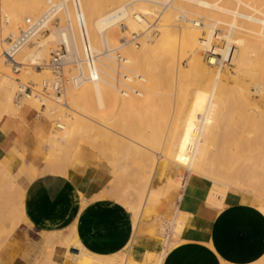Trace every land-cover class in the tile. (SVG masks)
Instances as JSON below:
<instances>
[{
    "label": "bare ground",
    "instance_id": "1",
    "mask_svg": "<svg viewBox=\"0 0 264 264\" xmlns=\"http://www.w3.org/2000/svg\"><path fill=\"white\" fill-rule=\"evenodd\" d=\"M54 1L56 0H27L25 2L19 1L17 3H14L11 0H5L2 2V4H0V20L3 22V24H5L3 25V27L6 26L7 29H10V25L12 22L20 25H25L28 23L31 24L38 18L50 12L52 7L55 8L54 12L58 13L57 17L62 12L66 18V24L64 26H60L56 30L53 29L54 27L48 26L49 24L47 25V27L51 31V35H49L47 42H34L36 46L33 47V49L27 48L28 46L26 48H23L14 59L15 62L19 64L20 70L23 69V67L21 66L23 64L18 61L19 54H22L25 60H30L33 64H37L41 61V56L45 51L47 44L50 42L55 43L57 41L66 47V50L68 52L67 63L71 60H74L78 63V74L73 76L70 80L74 85L73 87H70V90L66 91L67 95L69 96L67 106L71 108V110L73 109L76 113L69 114L67 112L68 114L66 115V117L68 116V119L64 121L66 122L65 124L61 123L62 135L60 134L58 135V137L61 136L59 138L64 139V141L66 142V139H69L70 137L72 138L75 135V137H77L78 133H81V131H83L82 133L84 134L80 135L84 136L87 133L84 132V130H87L89 127H93L97 128V130L102 133L103 136L101 138L103 139L105 144H112L115 148L118 146H116L115 144L119 143L123 145L124 149H126L127 152L140 151L141 154V146L144 144H140L135 140L137 139V136L135 137V139H133V137L128 138L127 141L122 139L119 140L117 137L111 134L112 129L107 126L108 124H105L108 121H105L104 118L102 119V121L100 119H97V117H106L107 115H113L116 111H118L119 115L123 114L122 117H125L126 114V116L130 118L131 115L140 113L142 111H148L151 107H154L155 103L160 99L158 90L161 88L159 87V84L161 83L162 79L168 75L167 73L166 75L164 74V72H162L164 70L172 74H169V76H172L173 79L176 75L178 80V87H180V82H185L184 78L182 79V77L183 75H187V72H184L180 65H178V67L176 66V57H174L176 54L172 55L171 60H169V62L171 61L172 63L170 64L173 69L170 67L168 69L166 67L168 63L165 66V63L162 62L161 59L159 62H162V64H160L162 66L164 65L167 69L162 68V71H160L161 68H159V70L156 68L157 64L155 66H153L152 64L154 58H150L151 64L147 63V61H145L144 59L146 57V53L149 52L148 50L145 51V49H147L149 45H146L145 42L142 43L143 48L139 51L136 50L135 45H133L137 41L136 39H139L138 37H140L142 34H150V31H152V27L154 26L150 23V20L158 19L159 21L157 20L158 23L155 25V28L160 29L164 34L170 33V35L172 36H179L182 41L187 42L186 48L184 45L185 42H181V44L184 45L183 48L185 49L184 54L180 56V59H182V57L189 58L190 61L188 65L195 72V74L191 69L190 71L193 73L194 77L195 75L199 76V84H196L197 88L192 91L191 99H181V102L184 101L183 109L180 111V113L178 112L179 115L170 124L166 133L163 135L160 134L161 132H159V134L155 133V135L153 134L154 137H152L151 135L148 136L146 138V141L149 142V144L154 143L151 144L153 145L152 147L157 145L159 146L158 149L162 147L165 150L166 154H164L163 152L161 157L163 159V155H166L165 162L168 163L171 167L184 169L187 166L193 172L201 174V177L209 179L212 183L213 192V194L209 195V200L212 199L210 203L215 206L222 207L223 200L224 198H226L225 194L227 190L230 187L236 185H233V182L223 179L222 177L224 176L215 177L216 175H214V178L207 177L209 175L205 174L208 167H210L209 165H211V163H215L214 161H216L215 159H217V154L213 152V145L216 146V144L218 143V146L220 143V139L219 142H215V140H218V137H222L221 141H223V136L228 132V134H235L232 133L234 130H232V132L229 131L231 130L230 127L232 126L233 129L239 130V136H242L241 141L243 142L249 139L251 135L255 136L253 130L257 131L258 133H264V110L259 109V106L256 107V105L254 108L250 106V104H253L252 100L254 96V94H252V91H250L251 88L253 89V91H255V93L260 92L262 96L264 95V0H149L153 2L149 5L140 2V0H73V5H78V8L80 9L84 17L88 46L95 57L94 67L88 66L85 63L84 39L78 27L77 11L75 5L73 9L69 4L70 0H60L59 2ZM171 1L179 6L176 9L179 11V13L175 16L171 15L173 17H167L166 13H164L165 11L162 10H166L167 8L164 9V6H166ZM43 7H47V9H44L45 11L40 16H38ZM173 7L176 6L173 5ZM59 20L61 21L60 17H58V21ZM23 28L24 27H19V31ZM121 33H123L128 40L124 39L123 42L118 43V40L121 39ZM148 35L147 37H150ZM8 36L15 38L16 36H18V34L12 33ZM142 38L145 39L146 37L142 36ZM163 38L164 37H162V39ZM133 39L134 41L132 42ZM165 39L163 40L165 41ZM146 40L147 39H145V41ZM1 41L0 52L2 51L1 47L3 46H1ZM176 42H178V40ZM159 44L161 43L159 42ZM165 47L166 46H164V48ZM158 48L162 49L163 47L160 46ZM143 51H145L146 53L144 52L143 54ZM202 51H204L205 55L207 56L206 62L201 60L200 53ZM121 52H124L127 56H123ZM118 53H120L125 60V63L121 66V69L120 63L117 58ZM160 53L161 52H159L158 54ZM0 57V65H2L3 67L2 54L0 55ZM255 58L258 59L257 62L254 60ZM156 60L157 58L155 59V61ZM12 62V60H9V64L6 63V66H11ZM160 64H158V67L161 66ZM230 65L234 66L232 72H230L228 69ZM30 70L31 68L26 69L25 73L30 75ZM119 71H122V73L124 74L125 72H128L133 75L131 76L125 74L126 76H128L129 82H135L139 80V82H141L139 83L141 87H143L142 85L145 82L146 84L143 87L144 93L142 94L139 90H134V88L132 87H130L131 92H133L135 95H129L128 92H122L120 87L116 85V82L119 81L117 77ZM31 73H33V71H31ZM141 73H143L144 76H141ZM134 77H137L138 79H134ZM174 80H172V83L174 82ZM119 82L120 84L128 86L125 82ZM243 83H250V85L253 84V86H247L248 88L244 85V88L246 87L247 91L246 89L245 92L243 91L245 93L243 99L244 101H241L244 102V104L246 103V105H249L251 108L249 111L238 110L236 113H234L233 108L236 107L235 103L237 102H234V98L236 97L237 93H240V88L242 87ZM15 85L16 84L14 83V81H12V79H7V81H5L0 86L2 94L3 92H5V97H9L8 100L11 106L14 104L12 102V98L14 97L13 94L16 92V88H18ZM203 86H205L206 88ZM20 87L21 85H19V88ZM180 89H185L184 85L183 87L181 86ZM28 98L30 99L32 97ZM6 99L3 100L5 101ZM239 99L241 100L242 97ZM17 105L19 106V104ZM11 106H7V108L9 107L10 110H13L14 106H12V108ZM68 107L65 108L68 109ZM86 109L94 112L92 115H96L97 117L95 118L87 115L85 113L88 112L85 111ZM50 112L54 115L56 113V109L53 108L50 110ZM91 112L88 114H91ZM233 113L238 114V116L233 117ZM45 116L48 115L45 114ZM93 123L99 127H96V125H92ZM248 126H250L251 129H248ZM100 127L101 129H99ZM227 127H229V130L225 129L228 132L224 133L223 129ZM105 129H107V131ZM257 132L255 133L258 135ZM156 135H160L161 137L158 138L156 137ZM55 136L57 137V135ZM96 137L98 138L99 136ZM91 139H93L94 141V138L91 137ZM230 145L232 146L231 143ZM147 147L151 146L147 145ZM217 148L214 149L215 152ZM124 149L122 151H126ZM116 151L119 153L117 149ZM127 154L128 153H126V155L124 156L126 157L129 155ZM230 154H227L225 156L227 157ZM71 158L72 157H69L70 160ZM63 160L65 162L68 161L65 160V158H63ZM127 160L125 161L127 162V165H129ZM243 174L245 177L243 176V178H240L241 185H245L246 188H255V191L256 186H258L257 188L262 190L264 186V160L260 164L251 163L244 170ZM150 182L151 178L149 179V181H147V185H149ZM237 183L239 184V182H236V184ZM147 185H145V187ZM240 187L242 186H237V188ZM246 191L249 190L246 189ZM252 193L256 194L255 192ZM256 195L259 196V198L261 197L264 199V195H261L259 193H257ZM141 206L142 207L139 209L140 211L141 209H143L142 203ZM137 209L135 207V210ZM260 209L264 211V205H261ZM131 211L133 212V209ZM2 213H4V211H2V207L0 204V221L3 219V217L5 218V216H2ZM11 214H13V212ZM14 215L15 214H13L11 218L14 217ZM6 218H8V216ZM137 218L139 217L137 216ZM135 224L137 225L138 223ZM177 224L179 226L178 230L181 231L182 228H184L183 224L179 221L177 222ZM73 236L74 235L72 234V236L68 238V241L72 240L76 244V239ZM190 249L192 250V247H190ZM190 249H187V251ZM184 253L186 254L187 252ZM147 254L148 257L146 258V256L144 255V259L150 260L155 255L152 253ZM190 254L188 256H190ZM181 258H183V256ZM176 259V262H178V258ZM73 260L75 262H80L81 264H113L112 262L107 260H98L84 250H81L79 254H73ZM209 261L210 260H208V262ZM179 262L177 264H179ZM190 262L192 263H188L187 261V264H193V261H191V259ZM263 262L264 256L257 263L263 264ZM136 263L141 264L138 260H136ZM202 264L206 263L203 262Z\"/></svg>",
    "mask_w": 264,
    "mask_h": 264
},
{
    "label": "crops",
    "instance_id": "2",
    "mask_svg": "<svg viewBox=\"0 0 264 264\" xmlns=\"http://www.w3.org/2000/svg\"><path fill=\"white\" fill-rule=\"evenodd\" d=\"M43 125L44 121L29 109L17 116H4L0 120V159L18 154L25 157L27 166L20 174L29 182L15 230L28 224L39 236L37 249L65 243L67 248L56 249L58 264H81L73 260V254L81 250L112 263L113 257L125 250L140 263L147 253L165 251L162 264H177L179 260V264L192 263L190 259L193 264H256L264 256L263 198L230 187L222 207L212 206L208 204L212 189L209 179L159 162L137 226L133 212L120 200L122 193L113 168L105 161H94L92 153L83 147L80 155L72 156L66 171L50 167L48 159L44 170L37 172L44 156ZM179 215L185 220L182 235L166 250L161 226L173 223ZM72 234L76 244L68 241ZM25 248V234H16L0 252V264H32L34 256L28 251L26 254Z\"/></svg>",
    "mask_w": 264,
    "mask_h": 264
},
{
    "label": "rangeland",
    "instance_id": "3",
    "mask_svg": "<svg viewBox=\"0 0 264 264\" xmlns=\"http://www.w3.org/2000/svg\"><path fill=\"white\" fill-rule=\"evenodd\" d=\"M3 1H5V0H0V4H2ZM11 1H13L14 3H17L19 1L20 2L24 1L25 2L27 0H11ZM59 1L60 0H56L54 2H59ZM140 2L146 3V5H149V4L153 3V2H151L149 0H140ZM69 4L74 9L73 0H70ZM172 4L174 6H176V7H173ZM167 5L164 6L165 7L164 9H166V8L167 9L166 10H162V11H165L164 13H166L167 17H173L171 15H174V16L178 15L179 11L176 10V9L179 6L177 4H174V2L171 1ZM170 5H172V6H170ZM47 7H43L38 16H40L47 9ZM171 8H173V9H171ZM58 17H60L61 21L59 20L58 24L54 26V28H53L54 30H56L60 26H64L66 24V18H65L64 14L62 12H61V14L58 15ZM157 20L158 19L150 20L151 21L150 23L154 25L153 26L154 28L152 27V31H150V34L149 35L147 34L150 37H147V35H145L146 33L142 34L140 37H138L139 39H136L137 41L133 45H135V48L138 51L143 48L142 47V43L145 42L146 45H149V47H147V49H145V51L148 50L149 52L146 53L145 51H143V54H144V52L146 53V57L144 59H145V61H147V63H150L151 59L154 58L153 60L155 61V59L157 58V60L155 62L152 61V64H153V66H155L157 64L156 68L158 70H159V68H161L160 71H162V68H166V67L168 69H169V67L173 69V67H171L172 63H171V61L169 62V60H171L172 55L176 54L174 56V57H176L175 58L176 59V66L178 67V65H180L181 68L184 70V72H187V75H183V77H182V79L184 78L185 82L182 81L179 84L180 87L181 86L183 87V85H184L185 89H180V87H178V85H177V81L178 80H177L176 75H175V78H174L176 80L175 81L172 76H169L170 73H168L167 71L164 70L162 72H164V74H166V73L168 74V75L166 74L167 76H165L164 78H166V77H169V78H166V79L163 78L161 83L159 84L160 85L159 87L161 88V89L158 90L160 99L157 101L158 103L157 102L155 103L154 107H151L148 110L149 112L148 111H142L140 113L131 115L130 118H128L126 116V114H125V117H122L123 114L122 115L120 114L121 115L120 116L118 111H116L115 114H113V115H107L106 117L98 118L96 115H92L94 112H91L89 109L85 110V111H88V112L84 111L90 117H95V118L97 117V119H100V120H102L104 118L105 121H108L105 124L106 125L108 124L107 126L112 129L111 134H113L119 140L122 139V140H126L127 141L128 138H132L133 137V139H135V137L137 136V139H135V140L137 142H139L140 144L141 143L144 144V145L141 146V148H142L141 154L142 155L140 154V151L127 152V150L124 149L123 145L119 144V143H116L115 145L116 146L118 145V146H121V147L117 146L115 148L113 147L112 144H111L112 147H111L110 144H105V142L101 138L103 136L102 133L99 132L97 130V128H93V127L92 128L89 127L90 129L88 128L90 131L88 129L84 130V132H87L84 136H81V135L84 134V133H82L83 131H81V133L80 132L78 133L77 137H75L76 136L75 135L74 136L75 138L74 137H72V138L70 137L69 139H66L67 143L64 141V139L59 138L61 136L58 137V135H60L62 133V130L56 129V124L55 123H57V121L59 120L60 123L65 124L66 122H64V121L68 119V116L66 117V115L68 113L69 114L76 113L73 109H72L73 110L72 111L71 108H69L67 106V102L69 101V96L66 93V91L70 90V87H73V85H74L70 81L71 78L78 74V71H77L78 63L75 62L74 60H71L70 62H68L67 65L64 68V75H65V78H66V83H65V94H64V97H63V101L61 103L57 102L56 98H54V97H48V96L44 95L45 107L43 108L39 101L34 100L35 98L32 97V98L29 99L26 96V93H24V92L21 93L20 92V90H19V85L20 84L32 85L35 90L41 91V83H42V81L43 80H52L53 79V70H52V68L50 66V62H51V59H52V54L57 52V51H60L62 49L64 50L66 48L60 42L56 41L55 43H53V42L48 43L46 48H45V51L43 52V54L41 56V61L38 62L37 64H33L30 60H25V58L22 56V54H19L18 61L23 64V66H22L23 69L20 70V72H18V73H15L13 71V67L12 66H6V62H5L4 58H2L3 67H2V65H0V86L5 81H7V79H12V81H14V83L16 84L15 86L18 87V88H16V92L13 94L14 97L12 98V100H13L12 102L14 103L12 105V106H14L13 110L12 109L10 110V108H9L11 106L10 103H9V100H8L9 97L8 98H7V96L5 97V95H4L5 92H3V94H2V91L0 90V120L4 116H7V115L17 116L20 113H22L24 110L29 109L32 112L36 113L40 120L44 121V146H43V149H44L43 154H44V156H43L42 163L40 164V166L38 168H36L37 172H41V171L44 170V168L46 167V163H47L48 159H49L48 164L50 166H53V167H55V168H57V169H59L60 171H63V172L66 171L67 168H68L69 162H70L69 157H72L74 154L80 155L82 153L81 149L83 147L84 149H86V150H88V151H90L92 153L94 161H105L113 168L114 180H115L116 184L118 185V187L120 188L121 193H122L120 200L124 201V203L127 206L129 205L128 208L130 210L133 209V214H134V217H135L134 218L135 219V223H138L137 221H138L139 218H137V216L139 217V215H140L139 212H141L139 209L142 207L141 203L143 205V201H144L143 198H145L146 190L149 187V185H147L148 184L147 181H149L150 178L152 179V175L154 173V170H155L157 164L159 162L166 161V158H165L166 155H163V159L161 157L163 152H164V154H166L165 150L162 147L158 149L159 146H157V145L152 147L153 145H151V144H154V143L149 144V142L146 141V138L148 136H150V135L152 137H154L153 134L155 135V133L159 134V132H161L160 133L161 135L166 133V131H167L168 127L170 126V124L174 121V119L177 118V116L179 115L180 111L183 109L184 101L181 102V99L182 100H184L185 98L186 99L187 98L191 99L192 91L195 88H197L196 84H199V76L195 75V77H194L193 73L190 71L191 68L188 65L189 61H190L189 58H183L182 57V59H180V56L182 54H184V49L186 48L187 42L186 41H182V39L179 36L175 37L174 35L173 36L170 35V33L169 34H164V33H162V31L160 29L155 28V25L159 21V20L158 21ZM28 24L20 25V24H15V23L12 22L11 25H10V29H7L6 26L3 27V25H5V24H3V22L0 20V41L3 40V41H1V46L3 45L1 47V50L3 51V48H5V46H6V42L10 38H12L11 36H8L9 34H12V33L18 34L19 33V27L20 28L21 27H25ZM49 35H51V31L47 32L44 36L39 37L38 40H36L34 42H47V39H48ZM120 36H121L120 37L121 39L119 38L120 40H118V43L119 42L121 43V42L124 41V39H127V37L123 33H121ZM142 36L146 37L145 39H147L146 41L148 43L145 41V39L142 38ZM161 36L164 37L163 39L166 38L165 41L162 39ZM176 38H177L178 42H176L177 41ZM133 41H134V39L132 40V42ZM34 42H33L32 45L28 46L27 48L33 49V47L36 46L34 44ZM159 42L161 44H159ZM169 42H171V43H169ZM181 42H185L184 43L185 48H183L184 45H182ZM162 43H163V45H162ZM160 46H162L163 48L162 49L158 48ZM164 46H166V47L164 48ZM156 47H157V49H156ZM2 51L0 52V55L2 54ZM164 51H166V52H164ZM159 52H161V53L158 54ZM121 53H122L123 56H125V57L127 56L124 52H121ZM255 56H256V54H255ZM200 57H201V60L206 62L207 56L205 55L204 51H202L200 53ZM256 58L254 60L257 62L258 59H256ZM161 59H162V62L165 63V66H166L167 63L169 64V66L167 64L166 67L164 65H163L164 66L163 67L161 65L162 62H159ZM179 62H180V64H179ZM158 64H160L162 67L161 66L158 67ZM177 67H176V70H177ZM3 68H5V69H3ZM28 68H31L30 75L25 73V70L28 69ZM228 69H229L230 72H232L233 69H234V66L230 65ZM31 71H33L34 74L31 73ZM171 73H172V71H171ZM125 74L133 76L131 73H128V72H125ZM141 74H142L141 76H144L143 73H141ZM194 74H195V72H194ZM196 74H198V73H196ZM170 75H172V74H170ZM117 77H118V75H117ZM189 79H191V80H189ZM172 80H174V82H173L174 84L172 83ZM139 83H141V82H139V80L135 81V82H131V86L130 87L139 90L143 94L144 93V88L143 87L145 86L146 83L145 82L143 83V85H142L143 87H141V85ZM185 83H186V86H185ZM163 84H165V85H163ZM116 85L120 87V82L119 81L116 82ZM244 85L246 87L247 86H253V84L250 85V83L249 84L248 83H243L242 87L240 88V93H237L236 97L234 96L235 97L234 98V102L235 101H237V102L235 103L236 107L233 108V112L236 113L238 110L239 111H245V110L249 111L250 108H251L250 106H252L254 108L255 105H256V107L259 106V109L264 110V97H263L264 95L262 96L260 92H256L255 93V91H253L252 88L250 89V91H252V94H254L253 100H252L253 104H250V106H249V105H246V103L244 104V102H241V101H244L243 100L244 99V94H245L244 92H245V89H246V87L244 88ZM203 87H205V86H203ZM202 89H204V88H202ZM178 90H180V91H178ZM246 91H247V89H246ZM128 93H129V95H135L131 91H128ZM19 95H22L20 100H18V96ZM239 95H240V97H239ZM136 97H138V96H136ZM241 97H242V99L240 100L239 98H241ZM3 99H6V100L4 101ZM17 104H19L20 108H19V106ZM53 104H54V106H53ZM7 106H9L8 107L9 110H8ZM12 106H11V108H12ZM17 107H18V109H17ZM65 107L66 108L68 107V109H70V110L66 109ZM14 108H16L17 110L14 109ZM53 108L56 109V113L54 115L51 114V112H50V110L53 109ZM57 108L59 109V111H58ZM90 112H91V114H88ZM45 114L48 115V116H45ZM237 116H238V114H234L233 115V117H237ZM127 119H129V120H127ZM175 123H176V120H175ZM92 125H96V124L93 123ZM96 127H99V126L96 125ZM232 127H230L231 130L228 129L229 127L224 128L223 132L224 133L228 132V131L225 130V129H228L230 132H232V130H234L232 133H235V134H228L229 133L228 132L227 134L225 133L226 136L228 135L227 137L225 135L223 136V134H222V136H223L222 140L223 141H221L222 137H220V138L218 137L217 138L218 140H215V142L216 141L219 142V139H220V143H219L218 146H217L218 143L217 144L214 143L219 148H217L215 145H213L214 146L213 147V152L215 154H217V159H215L216 158V155H215V158H214L216 160V161H214L215 163H211L212 166L209 165L210 167H208V169L206 170L205 174L209 175L207 177H214V175H216L215 177L224 176V177H222L223 179H225L227 181H230V182H233L232 184L236 185V186H233V187L242 186V187H240L241 189L242 188L244 190L247 189V190H249V192L251 191V193L255 192L256 194L259 193L261 195H264V186H263L262 190L258 189L257 188L258 186H256V191H255L254 190L255 188L254 189L252 187L251 188H248V187L246 188L245 185H241L240 184V181H241L240 178H243L244 170L248 167V165H250L251 163L252 164L259 163L260 164L264 160V138H263L264 137L263 136L264 133L262 131H261L262 133H258L257 131L253 130V133L255 134V136L251 135V137L249 139H247L245 142H243V141H241L242 136H239V130L233 129ZM247 128L251 129L250 126H248ZM99 129H101V127ZM105 130L107 131V129H105ZM236 130H237V132H236ZM255 132H257L258 135ZM49 134H51V135H49ZM55 135H57V137ZM117 135H119V136H117ZM96 136H99V137L97 138ZM220 136H221V134H220ZM91 137L94 138L95 142L96 141L97 142L95 143L93 141V139H91ZM156 137L159 138L161 136L160 135L159 136L156 135ZM139 139H141V140H139ZM260 139H261V141H260ZM68 141H69V143H68ZM225 141H228V142L230 141V142L228 143V142H225ZM230 143L232 144V146L230 145ZM146 144L151 146L152 148L151 147H147ZM122 148L124 150H126V151H122L123 150ZM216 148H217V150L215 152L214 149H216ZM116 149L118 151L120 150L119 153L116 151ZM79 150H80V152H79ZM114 151H115V153H114ZM126 153H128L130 156L127 154L129 157L128 156L125 157L124 155H126ZM135 153H136V156H135ZM230 153H232V154H230ZM69 154H70V156H69ZM112 154H114V155H112ZM115 154H116V156H115ZM227 154H230V155L226 157L225 155H227ZM18 156H20V158L22 159V162L18 161V158H19ZM63 158H65V160H68V161L65 162L63 160ZM10 159L13 161L12 163L8 162V160H10ZM125 160L128 161L129 165H127V162ZM220 162H222V163H220ZM23 166H27V165H26L25 157L23 155H20V154H18L17 156H15V155L14 156H10V158L7 157L6 159H0V201H1L0 204H1V207H2V211H4V213H5V214L2 213L3 214L2 216H5V218L3 217V219L0 221V252L2 250L6 249L9 246V243L14 240L16 234L24 233L25 234V241H26V248H25L26 250H25V252L27 254V251H28L29 253H31L34 256V260L32 261L33 262L32 264H58L59 253L56 251V249L57 248L58 249L59 248L60 249L67 248L65 243L59 242V243L55 244L54 247H52V248H46V247L43 246L41 249H37L36 248L37 244L35 242L39 239L38 238L39 236L33 230H29L30 228H29L28 224H22L15 230V228L17 227V225L21 221L22 208H23L24 189L26 190L27 183L29 182V180L26 179L23 174H20V171L23 168ZM122 167H123V169H122ZM184 169L187 170L191 175L201 176V174L193 172L187 166ZM149 171H153V172H149ZM191 171H192V173H191ZM236 182H239V184L238 183L236 184ZM145 185H147V186L145 187ZM211 194H213L212 189H211L210 195ZM142 199H143V201H142ZM209 199H210V196L208 197V204H210L212 206H215L212 203H210V201L212 199L211 200H209ZM10 200H11L12 203L10 202ZM130 205H132V206H130ZM135 207H136V209L137 208L138 209L135 210ZM12 212L15 215H14V217L11 218V216H13V214H11ZM7 216H8V218H6ZM9 216H10V218H9ZM178 221L181 222L183 224V226H184V221L185 220H184V217L182 215H179L177 218H175L173 223H165V224H163L161 226V231L164 234L165 239L167 240V245H166V248H165L166 250H169L172 246H174L175 243H177L179 237L182 235L183 228H182L181 231L178 230L179 229V226L177 224ZM164 252L161 253V254H155L150 259L151 261L148 260V259H144L143 261L144 262L146 261V262L145 263L143 262L141 264H162L164 255L166 253V252L165 253ZM66 256L67 257L71 256L69 251H67ZM145 256L147 258L148 254H145ZM113 259L115 261L113 264H138V263H136V260L133 259L132 256L128 253L127 250H125L124 252H122V253L118 254L117 256L113 257ZM256 264H260V263H256ZM263 264H264V262H263Z\"/></svg>",
    "mask_w": 264,
    "mask_h": 264
},
{
    "label": "built area",
    "instance_id": "4",
    "mask_svg": "<svg viewBox=\"0 0 264 264\" xmlns=\"http://www.w3.org/2000/svg\"><path fill=\"white\" fill-rule=\"evenodd\" d=\"M77 11V23L78 27L82 33L83 39H84V51H85V63L88 66L94 67V55L92 54L89 46H88V38L86 33V27H85V21L84 17L78 8V5L74 4ZM55 8L52 7L51 11L43 15L42 17L38 18L31 24L27 25L23 29H21L18 33V36L15 38H10L6 42L5 49L2 51V57L4 58L5 62L9 64V60H12L11 66L13 67V71L15 73L20 72L19 64L15 62V57L17 54L27 46H30L33 44L35 40H38L39 37L44 36L47 32L50 31V29L47 27L51 26L54 27L58 24V17L57 12L55 13ZM55 17V18H54ZM49 20V21H48ZM118 61L120 63V69L121 66L125 63V60L123 56H121L120 53L117 55ZM67 57L68 52L66 48L60 51H57L52 54V59L50 62V66L53 70V79L52 80H43L41 83V91L35 90L32 85H24L20 84L21 87L19 88L21 93H26V96L33 97L36 100H38L41 103V106L44 108V95L48 97H54L56 98L57 102L61 103L63 101V97L65 94V83L66 78L64 75V68L67 65ZM23 66V65H21ZM119 81L125 82V86L123 84H120V89L122 92H128L131 91L130 86L131 82H129L128 76H126L122 71L118 73ZM134 79H138L137 77H134ZM134 90H136L134 88ZM22 95L18 96V100H20ZM56 129L62 130V124L59 122V120L56 123Z\"/></svg>",
    "mask_w": 264,
    "mask_h": 264
},
{
    "label": "water",
    "instance_id": "5",
    "mask_svg": "<svg viewBox=\"0 0 264 264\" xmlns=\"http://www.w3.org/2000/svg\"><path fill=\"white\" fill-rule=\"evenodd\" d=\"M76 253V252H75Z\"/></svg>",
    "mask_w": 264,
    "mask_h": 264
}]
</instances>
